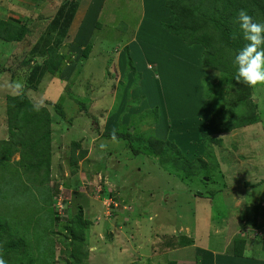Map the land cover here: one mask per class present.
Returning <instances> with one entry per match:
<instances>
[{"label": "rangeland", "instance_id": "obj_1", "mask_svg": "<svg viewBox=\"0 0 264 264\" xmlns=\"http://www.w3.org/2000/svg\"><path fill=\"white\" fill-rule=\"evenodd\" d=\"M63 3L0 0V17L18 18L29 31L23 42L0 40V141L9 138L7 98L14 96L7 82L36 85L28 90L29 98L53 118L49 184L58 218L53 230L62 233L82 207L88 256L80 264H264V216L256 228L245 221L250 208L264 206V86L252 89L250 98L258 104L253 109L261 122L214 135L211 127L229 121V111L241 114V105L233 110L219 102L215 117L203 92L204 80L216 81V73L202 67L200 51L165 28L174 19L166 0L71 1L67 9L75 3V12L69 25L65 18L57 20L63 7L65 12ZM49 45L64 60L57 73L42 77L39 67L48 58L42 52ZM88 45L92 50L84 59ZM228 99L235 105V97ZM113 128L129 129L133 146L152 137L169 141L195 164L187 169L164 161L166 167L157 155H134L129 141L104 136ZM211 137L222 144H208ZM74 143L80 148L75 150ZM81 151L86 157L74 170L71 157ZM19 159L16 153L12 161ZM190 170L188 177H180ZM48 209L43 204L40 215ZM38 226L21 224L19 230ZM38 235L53 238L55 264L72 262L71 247L58 235ZM168 236L192 242L163 250ZM239 236L248 242L243 259L228 254Z\"/></svg>", "mask_w": 264, "mask_h": 264}, {"label": "trees", "instance_id": "obj_2", "mask_svg": "<svg viewBox=\"0 0 264 264\" xmlns=\"http://www.w3.org/2000/svg\"><path fill=\"white\" fill-rule=\"evenodd\" d=\"M71 1L76 2L77 0H64V3H67L65 12H63V7L57 19L65 18L66 25H69L74 17L75 3L67 9ZM165 5L174 14L173 21L164 24L165 28L171 34L179 37L178 41L188 46L192 51H200L199 54L194 52L193 56L202 54V67L212 71L213 74L216 73V81L204 80L205 90L203 92L204 99L212 105L213 112L217 113L219 102L223 108L230 106L233 110L235 107L238 108L237 105H241L240 110L243 111L241 114L229 111V121L218 123L215 127H211L208 121L205 122L212 128L211 131L214 135L230 133L261 122L259 114H254V109L258 108V104L250 99L253 88L236 80V70L232 64V58L245 43L238 25L234 23L239 10L244 9L254 20L264 22V0H195V2L193 0H166ZM21 23L20 19L15 17L8 19L0 17V40L7 43L23 42L29 31L27 24ZM56 28L54 26V30ZM64 32L66 33L65 30ZM64 37L65 35H61L62 39ZM91 50V45L86 46L82 53L84 59H87ZM42 54L47 55L48 58L44 61L43 66L39 67L42 70L40 76L43 77L47 72L57 73L63 63L64 55L58 53L57 48L52 45H49L47 50L44 49ZM31 62L28 60L25 64L30 65ZM35 86H25L22 96L14 95L7 98L9 138L0 141V256H3L7 264H55L53 238H50L48 242V235L44 239L39 235L36 236L37 231L44 234L51 232L58 235L61 242L71 247L72 262L70 264H80L81 260L88 256L84 250L85 228L88 226V222L83 216L82 207L78 206L73 219L63 228L62 233L53 230L54 223L58 220L57 217L54 218L55 210L51 207L54 200L49 184L53 152V118L46 107L37 108L29 98L27 92L35 89ZM233 87L237 90L231 94L229 92ZM228 97H235V105L229 104ZM48 105L55 106L56 113L62 118L65 117L64 111L57 108L56 105H52L50 102ZM199 108L204 109L203 103ZM218 115L217 113L215 117ZM111 132L112 130L106 131L104 136L110 137ZM131 135L129 129L117 131L119 138L130 142V148L134 155H138L140 152L146 155L153 154L154 157L157 155L158 162L161 165L166 164V167L169 165L164 161H175L176 165L180 163L187 169L195 164L169 141L152 137L149 140L143 139L142 145L135 144L136 146H133ZM208 144L222 143L211 137ZM77 148H80V144L74 143V149ZM16 153H20V159L13 162L12 158ZM86 154V151H81L78 156L73 154L71 167L74 170H77L78 162L83 160ZM205 168V165L200 167L198 173ZM190 172L191 170L182 172L184 174L180 177H188ZM32 204H36V206L32 207ZM43 204L48 205L49 209L42 216L39 211L41 212ZM29 207L35 213L34 215L28 212ZM3 208H5V212H3ZM36 215L38 216L36 217ZM261 215L264 216V206L257 205L250 208L247 211L246 225L249 228H256ZM37 222L39 223L38 230L33 231L31 227L19 230L21 224L31 225ZM167 239L168 241L162 245L163 250L189 246L192 242L187 237L179 239L176 236H168ZM32 240H35L34 247H36L37 256L31 252L33 248L30 245L34 244ZM261 245L262 242L259 247ZM247 246V239L239 236L234 239V244L228 254L233 258H246ZM168 264H177V262L171 261Z\"/></svg>", "mask_w": 264, "mask_h": 264}, {"label": "clouds", "instance_id": "obj_3", "mask_svg": "<svg viewBox=\"0 0 264 264\" xmlns=\"http://www.w3.org/2000/svg\"><path fill=\"white\" fill-rule=\"evenodd\" d=\"M234 23L238 25L245 41L232 58L236 80L253 89L264 86V22L254 20L246 10L241 9ZM7 89L14 95L22 96L25 84L20 79L10 80L7 82ZM110 137L114 142L118 140L117 129L113 128ZM104 147L102 144L101 148ZM0 264H7L3 256H0Z\"/></svg>", "mask_w": 264, "mask_h": 264}]
</instances>
